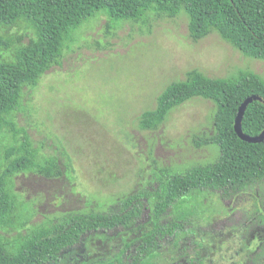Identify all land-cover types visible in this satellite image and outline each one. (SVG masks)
Returning a JSON list of instances; mask_svg holds the SVG:
<instances>
[{
    "label": "rangeland",
    "instance_id": "1",
    "mask_svg": "<svg viewBox=\"0 0 264 264\" xmlns=\"http://www.w3.org/2000/svg\"><path fill=\"white\" fill-rule=\"evenodd\" d=\"M187 24L184 12L167 17L148 11L131 21L112 20L101 10L65 39L59 63L37 85L23 89L14 113L40 159L56 157L62 175L14 176V192L28 221L20 229L0 230L1 235L14 239L69 211L109 212L117 200L144 188L152 193L149 201L155 209V192L164 196L168 175L216 158L214 145L192 142L194 135L212 133L211 100L193 97L157 127L138 125L140 113L153 108L160 91L184 79L188 70L209 77L238 70L264 76V59L243 55L215 31L193 40ZM7 34L23 44L34 36L23 23ZM159 218L163 227L173 228L172 234H165L141 264H264V181L238 192L184 196ZM133 237H95L85 257L70 251L48 264H86L95 257L105 264H132L131 252L121 256V263L110 256Z\"/></svg>",
    "mask_w": 264,
    "mask_h": 264
},
{
    "label": "trees",
    "instance_id": "2",
    "mask_svg": "<svg viewBox=\"0 0 264 264\" xmlns=\"http://www.w3.org/2000/svg\"><path fill=\"white\" fill-rule=\"evenodd\" d=\"M101 10L112 20L131 21L140 20L148 11L167 17L184 12L191 39L215 31L243 55L264 59V0H0V230L20 229L28 221L14 192V176L62 175L57 158L40 159L28 131L15 121L23 89L37 85L44 72L59 63L65 39L83 20ZM19 23L34 33L25 44L7 34ZM7 52L8 57L3 54ZM251 94L264 100V76L251 70L209 77L191 69L184 79L167 84L157 95L155 106L140 113L139 127H157L171 110L193 97L211 100L212 133L194 135L192 142L195 146L214 145L216 158L168 175L164 196L155 192L159 198L155 209L149 201L152 193L144 188L117 200L109 212L69 211L14 239L0 234V264H48L70 251L85 257L93 238L111 241L124 234L134 237L122 241L117 254L110 257L121 263V256L131 252L132 264H141L158 249L165 234H172L173 228L163 227L159 218L172 203L204 192H238L255 181H264V140H241L233 129L238 106ZM241 127L251 136L264 128L263 101L247 105ZM103 261L95 257L86 264H105Z\"/></svg>",
    "mask_w": 264,
    "mask_h": 264
},
{
    "label": "water",
    "instance_id": "3",
    "mask_svg": "<svg viewBox=\"0 0 264 264\" xmlns=\"http://www.w3.org/2000/svg\"><path fill=\"white\" fill-rule=\"evenodd\" d=\"M252 101H263L264 102V100L259 95H256V94H251L245 97L243 101L240 103V105L238 106L237 113L234 118L233 129L241 140L251 142V143H257V142H261L264 140V128L257 135L251 136V135L244 133L241 127V120H242L244 111L247 105L251 103Z\"/></svg>",
    "mask_w": 264,
    "mask_h": 264
}]
</instances>
